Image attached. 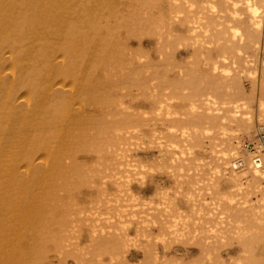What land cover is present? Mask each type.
I'll return each mask as SVG.
<instances>
[{"label":"bare ground","instance_id":"1","mask_svg":"<svg viewBox=\"0 0 264 264\" xmlns=\"http://www.w3.org/2000/svg\"><path fill=\"white\" fill-rule=\"evenodd\" d=\"M138 256L264 264V0H0V264Z\"/></svg>","mask_w":264,"mask_h":264},{"label":"rangeland","instance_id":"2","mask_svg":"<svg viewBox=\"0 0 264 264\" xmlns=\"http://www.w3.org/2000/svg\"><path fill=\"white\" fill-rule=\"evenodd\" d=\"M149 152L151 153V155H148L146 154L145 152H141V155L143 156L142 158L145 159V162L144 164L146 165V167H152L154 164V161H153V157L156 153V148H152V149H149ZM144 156H147L144 157ZM155 172H147L145 173L144 175V178L142 179L143 183H145L146 185H154L153 182H151L152 179H161V181H164V182H161V186H160V189H162V191H165V178H166V175H165V170L163 169H160V168H156V167H152ZM139 184V182L137 183ZM153 189L149 190V191H146V192H140V194L138 195L139 197H141V202H144V203H147L148 200H153L155 203L156 202H159V199H160V194H158L157 192H155V187L152 186ZM142 259V256H138L136 259L132 260L131 262H133V264H137L139 261H141Z\"/></svg>","mask_w":264,"mask_h":264}]
</instances>
